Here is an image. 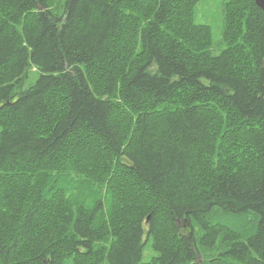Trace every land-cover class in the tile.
Instances as JSON below:
<instances>
[{"label": "trees", "instance_id": "16d2710c", "mask_svg": "<svg viewBox=\"0 0 264 264\" xmlns=\"http://www.w3.org/2000/svg\"><path fill=\"white\" fill-rule=\"evenodd\" d=\"M198 1L0 0V264H264V10Z\"/></svg>", "mask_w": 264, "mask_h": 264}, {"label": "rangeland", "instance_id": "374dc122", "mask_svg": "<svg viewBox=\"0 0 264 264\" xmlns=\"http://www.w3.org/2000/svg\"><path fill=\"white\" fill-rule=\"evenodd\" d=\"M224 2L225 0H199L193 10L194 21L196 23L206 24L210 27L213 40V48L215 49V51H217L222 46L221 38L224 29L225 17ZM86 195L92 199L91 203L97 201L100 197L102 199H104L105 197L104 190L101 187L96 186H94L91 191H86ZM214 210L212 211L213 214L211 213L209 215L210 223L221 224L240 233L249 232L251 228L255 225L257 218V215L251 211L236 213L225 210L222 211V209ZM194 230L195 237H197L199 234L198 226H195ZM216 244H218V240ZM211 252L212 251H207V253H205L201 251V253H199L197 256L198 263L201 264L202 261L206 260L207 254ZM148 253L149 252L147 251V249H145L143 252L142 261H145L149 258ZM64 264L74 263L71 259H66Z\"/></svg>", "mask_w": 264, "mask_h": 264}, {"label": "bare ground", "instance_id": "6f19581e", "mask_svg": "<svg viewBox=\"0 0 264 264\" xmlns=\"http://www.w3.org/2000/svg\"><path fill=\"white\" fill-rule=\"evenodd\" d=\"M196 3H197V2H196ZM224 46H225V45H224ZM224 49H225V48H224ZM207 52H208V50H207ZM27 74H28V73H27ZM27 76H28V75H27ZM24 85H25V83H24ZM118 88H119V87H118ZM180 104H181V102H180ZM179 106H180V105H179ZM135 117H136V116H135ZM74 169L76 170V168H74ZM113 169H114V167H113ZM71 172H72V170H71ZM76 172H77V170H76ZM68 174H69V173H68ZM80 174H81V173H80ZM65 175H67V173H65ZM65 175L63 174V177H64ZM63 177H62V178H63ZM65 177H66V176H65ZM73 177H74V175H73ZM78 177H79V175H78ZM86 178H87V177H86ZM91 178H92V177H91ZM66 179H67L66 181H68V180L71 179V178H66ZM79 179H81V178L79 177ZM59 180H60V179H59ZM83 180H84V179H83ZM83 180H82V181H83ZM86 180H87V179H86ZM64 181H65V179L63 180V182H64ZM66 181H65V182H66ZM84 181H85V180H84ZM88 182H89V181H88ZM60 185H61V184L59 183V184H58L59 188H61ZM55 186H56V185H55ZM98 186H99V185H98ZM100 186H101V185H100ZM63 188H64V187H63ZM106 189L109 190V188H107V187H106ZM64 190H65V189H64ZM64 190H63V192H64ZM105 191H106V190H105ZM104 193H105V192H104ZM107 195H110V192H109ZM107 195H106V196H107ZM106 196H105V197H106ZM109 198H110V196H109ZM65 199H66V197H65ZM69 199H70V198H69ZM104 199H105V198H104ZM104 201H105V200H104ZM69 202H70V200H69ZM105 202H107V201H105ZM74 204H75V203H74ZM97 204H98V203H97ZM104 204H105V203H104ZM76 205H77V204H76ZM88 206H89V205H88ZM88 206H86V207H88ZM90 206H92V204H91ZM90 206H89V207H90ZM106 206H108V203H107ZM109 206H110V205H109ZM78 207H79V206H77V208H78ZM86 207H85V208L83 207V208L86 209ZM214 207H215V206H214ZM214 207H213V208H214ZM217 207H218V206H217ZM109 208H110V207H108V210H109ZM218 208H219V207H218ZM100 209H101V208H100ZM100 209H99V210H100ZM86 210H87V209H86ZM105 210H107V209H105ZM108 210H107V211H108ZM211 210H212V209H211ZM211 210H210V211H211ZM216 210H218V209H216ZM220 210H221V209H220ZM74 211H75V210H74ZM101 211H102V210H100V218H102V217H101V215H102V214H101ZM107 211H106V214H107ZM212 211H213V210H212ZM212 211H211V212H212ZM214 211H215V210H214ZM222 211H223V210H222ZM215 213H216V212H215ZM97 214H98V213H97ZM108 214H109V211H108ZM208 214H209V212H208L205 216H208ZM212 214H213V213H212ZM209 215H210V214H209ZM97 216H98V215H97ZM100 218L98 217V219H100ZM109 218H110V216H109ZM205 218H206V217H205ZM208 219H209V217H208ZM107 220H109L108 217H107ZM98 221H99V220H98ZM103 222H104V221H103ZM108 223H109V222H108ZM106 224H107V223H106ZM109 225H110V224H109ZM110 226H111V225H110ZM112 236H113V235H112ZM106 239H107V238H106ZM106 239H105V240H106ZM150 239L152 240L151 237H150ZM150 239H149V240H150ZM220 239H221V238H220ZM220 239H219V241H220ZM146 241H147V240H146ZM148 242H149V241H148ZM148 242H147V243H148ZM150 243H151V242H150ZM145 245H146V244H145ZM150 246H151V245H150ZM195 246H196V245H195ZM225 246H226V245H225ZM200 248H201V246H200ZM222 249H224V248H222ZM222 249H221V251H222ZM225 249H226V248H225ZM141 250H142V249H141ZM195 250H196V249H195ZM208 250H209V249H208ZM210 250H211V249H210ZM214 250H215V249H214ZM152 251H153V250H152ZM201 251H202V250H201ZM218 251H220V250L218 249ZM223 251H224V250H223ZM202 252H203V251H202ZM209 252H210V251H209ZM157 253H158V252H157ZM198 253H199V252H198ZM200 253H201V252H200ZM211 253H212V252H211ZM140 254H141V253H140ZM205 255H206V254H205ZM105 257H106V256H105ZM152 257H153V256H152ZM196 257H197V256H196ZM207 257H208V254H207ZM106 258H107V257H106ZM153 260H154V259H153ZM153 260H152V261H153ZM103 261H104V260H103ZM106 261H107V260H105V262H106ZM148 261L150 262V259H149ZM100 262H101V261H100ZM106 263H107V262H106ZM106 263H105V264H106ZM202 263H203V261H202ZM206 264H207V263H206Z\"/></svg>", "mask_w": 264, "mask_h": 264}, {"label": "water", "instance_id": "95a60500", "mask_svg": "<svg viewBox=\"0 0 264 264\" xmlns=\"http://www.w3.org/2000/svg\"><path fill=\"white\" fill-rule=\"evenodd\" d=\"M255 3L264 10V0H254Z\"/></svg>", "mask_w": 264, "mask_h": 264}]
</instances>
